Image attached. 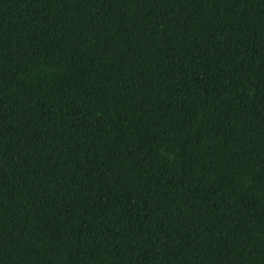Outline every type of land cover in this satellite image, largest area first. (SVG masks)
<instances>
[{
    "label": "trees",
    "instance_id": "16d2710c",
    "mask_svg": "<svg viewBox=\"0 0 264 264\" xmlns=\"http://www.w3.org/2000/svg\"><path fill=\"white\" fill-rule=\"evenodd\" d=\"M0 264H264V0H0Z\"/></svg>",
    "mask_w": 264,
    "mask_h": 264
}]
</instances>
